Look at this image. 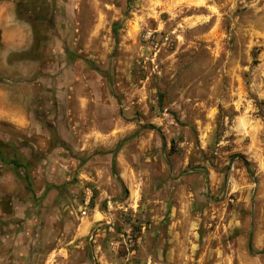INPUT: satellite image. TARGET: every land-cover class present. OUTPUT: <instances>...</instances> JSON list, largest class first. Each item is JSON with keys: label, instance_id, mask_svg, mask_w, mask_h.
Segmentation results:
<instances>
[{"label": "rangeland", "instance_id": "374dc122", "mask_svg": "<svg viewBox=\"0 0 264 264\" xmlns=\"http://www.w3.org/2000/svg\"><path fill=\"white\" fill-rule=\"evenodd\" d=\"M48 4L21 59L32 25L0 0V141L24 164L0 160V264H264V0ZM139 124L159 133L124 145L117 177L109 150Z\"/></svg>", "mask_w": 264, "mask_h": 264}, {"label": "trees", "instance_id": "16d2710c", "mask_svg": "<svg viewBox=\"0 0 264 264\" xmlns=\"http://www.w3.org/2000/svg\"><path fill=\"white\" fill-rule=\"evenodd\" d=\"M17 3V11L16 14L18 18L20 19H26L29 21L32 25V31H33V44L31 48L27 51H23L19 54H13L12 56L14 57H19L21 59L25 58H31V59H38L40 56H38L39 49L40 47L48 42L49 40V35H50V30H52L55 27L54 24V18L53 15H51L48 11V0H15ZM126 3H129L130 0H125ZM37 6L40 8L37 10ZM32 10L34 11V14L36 13L35 11L37 10V13L41 14L43 18L41 19L42 21H46V24L42 25L39 23H36L34 20H31L30 17L25 14V10ZM129 13V6L128 8L126 7L124 10V15L127 18ZM123 22H114L113 23V32H114V37L115 40L118 42V31L120 27H122ZM67 57L69 60H72V62L76 61H83L88 65L91 69L98 70L100 71V68L95 64L93 61L83 58L82 56L78 54H74L70 51H67ZM147 129H154L159 133V130L156 128V126L150 124V125H142L139 124V128L133 132L131 135L128 137H125L121 139L109 152L113 154V160H112V172L115 176L119 177L118 170H117V164H116V155L117 153L126 145L128 142L132 141L133 139L139 137L143 132H145ZM165 144V143H164ZM12 147L11 144L5 143L3 141H0V160L3 161L5 165H10L16 169L24 167V164L19 160V158L16 156V150H10ZM87 162V159H82L81 160V165L83 166ZM189 172H195V173H200L202 176H204V183L206 186V189H208V168L206 165H195V166H190L185 173ZM228 174H229V167L227 170L223 171V184H226L228 181ZM23 178L26 181L28 187H30L31 192H33L32 189V182L30 180L29 174L25 171L23 174ZM61 186L55 185V184H50L46 188L45 193L49 191L52 188H60ZM248 251L252 255L256 254H261L264 253V248L261 250H257L254 246L253 243V230L250 231L249 233V238H248Z\"/></svg>", "mask_w": 264, "mask_h": 264}, {"label": "built area", "instance_id": "2783aa9c", "mask_svg": "<svg viewBox=\"0 0 264 264\" xmlns=\"http://www.w3.org/2000/svg\"><path fill=\"white\" fill-rule=\"evenodd\" d=\"M145 38L147 39H152L153 38V34L152 32H147L145 34ZM91 198H92V192L90 190H88L86 192V196H85V199H84V202H83V205H81L80 207V212L83 216H86L87 215V208L90 204V201H91ZM93 238V234H91V239Z\"/></svg>", "mask_w": 264, "mask_h": 264}, {"label": "crops", "instance_id": "0c3cea01", "mask_svg": "<svg viewBox=\"0 0 264 264\" xmlns=\"http://www.w3.org/2000/svg\"><path fill=\"white\" fill-rule=\"evenodd\" d=\"M52 182H54L53 180L52 181H50V183H52ZM88 190H90L91 192H92V189L90 188V187H87L86 188V190H85V193L88 191ZM93 193V192H92ZM83 205V204H82ZM80 209V208H79ZM87 215H88V209H87ZM86 215V216H87Z\"/></svg>", "mask_w": 264, "mask_h": 264}, {"label": "flooded vegetation", "instance_id": "af4514ba", "mask_svg": "<svg viewBox=\"0 0 264 264\" xmlns=\"http://www.w3.org/2000/svg\"><path fill=\"white\" fill-rule=\"evenodd\" d=\"M32 209V208H31ZM38 209V208H37ZM36 208H35V210H37Z\"/></svg>", "mask_w": 264, "mask_h": 264}]
</instances>
